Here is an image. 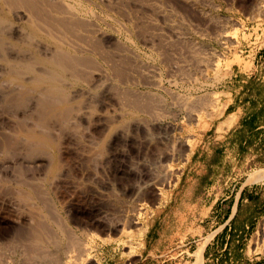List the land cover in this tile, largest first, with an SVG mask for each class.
Here are the masks:
<instances>
[{
	"label": "rangeland",
	"instance_id": "rangeland-1",
	"mask_svg": "<svg viewBox=\"0 0 264 264\" xmlns=\"http://www.w3.org/2000/svg\"><path fill=\"white\" fill-rule=\"evenodd\" d=\"M80 1L101 17L111 61L83 70L68 129L51 126L58 175L49 177V158L28 154L20 139L33 125L30 106H7L0 91V264H59L66 251L88 264H216L220 255L221 264H264V139L226 135L237 108L255 113L247 128L264 125V0H108L106 15L104 5ZM0 14L14 27L12 12ZM17 45L11 57L25 54ZM16 178L37 190L26 202ZM241 193L222 251L227 205ZM39 221L57 230L50 254L40 253L54 262L22 242ZM135 249L138 257L128 256Z\"/></svg>",
	"mask_w": 264,
	"mask_h": 264
},
{
	"label": "bare ground",
	"instance_id": "bare-ground-1",
	"mask_svg": "<svg viewBox=\"0 0 264 264\" xmlns=\"http://www.w3.org/2000/svg\"><path fill=\"white\" fill-rule=\"evenodd\" d=\"M88 1L91 3L98 2L101 5H104V8H101L98 6L100 13L103 15H106L107 12L109 11L107 6H109L110 4L107 5L108 3H106V2H108V0H88ZM83 5H82V2L80 0H0L1 9H4L9 13L12 12L13 17L16 20V23L14 22L15 23L14 27L7 28L8 26H6L7 29H5L4 26H5L6 22L9 23V21H7L5 15L0 14V62L2 63V66H4V67H2V69H0V73H1L0 76H2L3 81H6L10 85H12V87H10V85L8 83L4 82V84H7V85L5 87L3 86L4 88H0V91L2 89L4 92L7 93V94L6 93H2V94L3 95L6 94V96L8 95L7 98H5L6 103L8 104V105L6 104L7 106L12 107L11 105H16L18 108L25 109V110L27 108H29V106H30L29 111H28L29 114H28L27 118H28L29 122L30 121L32 122L33 125L31 127H27V128L23 127L22 130H20L21 132H19L20 139H23L25 149H26L25 150L23 148L22 150L23 151L25 150L28 154H32V155L41 154L42 156H45V159L49 158L50 170H49V172L47 170L49 177L50 176L54 177V175H56V172H57V163H56L55 157L51 156V150L53 149V147L55 145V142H53L54 139H52L53 134L52 135L50 134V132H51L50 129L53 130V128H51V126H53V124H56L58 127L59 125H63V124L65 125V124L69 123L67 121L69 120L71 113L73 114V112L78 109V108L74 109V111L72 112V106H71V102H70V99H72V97L69 98V95H70L71 90L74 91V89L79 86V81H80L81 77L83 76V70L89 69V68L93 69V66L95 64V60L97 58H101L102 61H104L105 57H107L108 61L111 59V55L110 56H109V54L107 55L105 49H102V44L106 42V39H105V34L102 33L101 30L97 27L98 26L97 23L99 21H102L101 17L98 14H96L94 11L87 10V9L83 8L82 7ZM116 12H117V10H116ZM19 24L22 25L21 28L17 27ZM5 30L6 31L13 30V32H10L9 35H7V33L1 34V32H4ZM12 39H14L13 41H16V42H12L11 41ZM18 43L20 44V46L23 49H21L20 52L17 51V53L15 51V53L20 55L23 52L25 54H22L18 58L11 57V55H9V53L12 50H14L15 47L18 46L17 45ZM162 43L164 44V42H162ZM40 44L43 46H41ZM10 48H12V49H10ZM18 49H20V48H18ZM33 49H34V52H32ZM15 50H17V49H15ZM103 50H104L105 55L100 56V53L101 52L103 53ZM27 53H31V54H27ZM112 55H114V54H112ZM123 60L125 61V59H123ZM119 61L121 62V58ZM109 64H111V63H109ZM112 64H113V62H112ZM113 66L114 65H112V67ZM117 67H115V70L119 71V68L121 67V65H119ZM98 71H99V69H98ZM119 72H118V74H119ZM121 73L123 74V72H121ZM101 74H102V72H101ZM84 76L85 77H83V78L87 77L86 74ZM99 77H100V75H99ZM83 78H82V81L84 80ZM86 80H88V79L86 78ZM1 83L3 84V82H1ZM2 84H1V87H2ZM11 88H12V90H11ZM120 88H121V86H120ZM78 89H79V87H78ZM10 90L12 93H10ZM86 90L87 89H85V92H86ZM76 92L77 91L75 90L74 93H76ZM85 92H83V94H86ZM87 94L89 95V93H87ZM1 97H2V95H1ZM120 98L124 99V97H122V96ZM82 105H84V104L82 103ZM82 105H81V107H82ZM77 107H79V106H77ZM133 107H136V106H133ZM12 109H14V108H12ZM80 109H82V108H80ZM156 110H158V109H156ZM78 111H80V113H81V110H78ZM12 112H14V111L12 110ZM76 113H78V112H75V114ZM26 114H27V112H26ZM26 114H24V115H26ZM132 115H134V114L132 113ZM72 117L70 118L71 120H73ZM28 120H27V122H28ZM19 122H21V121H19ZM64 125H63V127H64ZM18 127H19V125H18ZM20 127H22V126H20ZM60 127H62V126H60ZM122 127H121V129H123ZM65 128H67V127H64V129ZM105 130H106V128H105ZM59 135H61V134H59ZM3 138H5V137H3ZM19 144H20V142H19ZM8 146H9V144H8ZM183 146L186 147V144H183ZM12 149H14V148H12ZM17 150H19V149H17ZM22 150L20 152H22ZM25 151L23 152V154L25 153ZM15 152H16V150H15ZM6 154H8V152ZM10 155H11V153H10ZM13 155L15 157L17 154L16 155L13 154ZM20 156L22 157V155H20ZM60 167H62V166L59 165V169H60ZM57 175H58V172H57ZM17 176H18V174H17ZM56 178H57V176H56ZM18 179H19V177H18ZM18 179H17V181H18ZM20 179H22V177H20ZM53 179L54 178H52L51 180H53ZM18 182H17V184H18ZM24 182H26V180ZM24 182H23V184H21L19 182L20 191L22 190V192H23L21 195L22 197H20L22 199H23V197H25V198L30 197V192H31V194H33L32 191L35 190L33 188V184L29 185L27 182H26L27 184H24ZM50 182L48 183L49 185H50ZM35 186L36 185H34V187ZM39 186H41V185H39ZM38 187L37 188L35 187V188L38 189ZM41 188H42V186L39 187L38 192H40L42 190ZM35 191H37V190H35ZM42 191L44 192V190H42ZM38 192H36V194ZM46 192H44V193H46ZM36 194L33 196H37ZM39 194L36 198L39 197ZM40 195H41L40 196L41 198H44V196H45V195L42 196V193ZM40 197L38 199H35V200L39 201ZM17 200H20V199H17ZM48 200H49V198H48ZM22 201L26 202L27 200L23 199ZM41 201H43V200H41ZM44 201L45 202H41V204L45 203L44 206H46V204L49 205L47 203V200H44ZM27 204L30 205L31 203L30 204L27 203ZM51 207H52V205H51ZM45 208H47V206ZM48 209H50V208L48 207ZM48 211L49 210H47V213H49V214H47V216L50 217V212H48ZM50 219H47V221ZM53 219L54 218H52V220ZM42 220H43V217H42ZM45 221H43L42 223L39 221V224H37L36 227L31 229V230L29 229L30 230L29 232L27 231L28 230L27 229L26 231H27V233H29V235L27 234L26 236H24L27 239L26 238L23 239L22 242L25 240L26 241L28 240L27 244L25 245V246H27L29 243V245H28L29 247H27V248H31V251L33 249H35V252H37L39 250L40 252L39 253L37 252L38 255H40V257L42 255L43 258H45V256H46V259H48V257L50 256L49 255L50 253L48 252V250L53 245V237H52V240L49 238H51V235L55 234V232H57V230L55 232L53 229L51 230L50 227L47 226L46 223H44ZM61 226H63V225H61ZM61 226L58 227V231L60 234L63 235V237L66 241L67 240V238H66L67 234H66L65 229L62 228ZM115 227H117V226H115ZM52 231L54 232L53 234L51 233ZM55 235H53V236H55ZM20 236L22 239V235H20ZM20 236H19V238H20ZM17 238H18V236H17ZM56 238H57V236H56ZM16 241H14V242H16ZM62 241H63V238H62ZM17 242H16V244H17ZM19 242L17 245L19 246V244H22L20 246H22L24 248L25 242H24V244L22 242L21 243H19ZM125 242H127V241H125ZM71 243H72V241H71ZM55 244L59 245V243L57 241H56V243H54V245ZM124 244H126V243H124ZM17 245L16 246L14 245V246L18 247ZM68 246H70V245H68ZM81 247H83V246H81ZM70 248H71V246H70ZM127 248H129V247L127 246ZM19 249H22V248L19 247ZM53 249H54V247H53ZM78 249H80V248H77V250ZM23 250H26V249H23ZM64 250H66V248ZM83 250H84V248H83ZM43 251H45L46 253H49V254H46L45 252H44L45 255L40 254L41 252L43 253ZM73 251H75V249ZM23 252H25V251H23ZM84 252H83V254H84ZM30 253H32V252H30ZM33 253H34V250H33ZM33 253H32V255H34ZM72 253L73 252L66 251L62 256H60V254L58 253L59 256H56V257H58L59 259H57V258L56 259L59 261V264H62V263L64 264L67 262H70V264H88V261H90L88 258L89 256H87V258H86L82 255V253H81V255L77 254L76 256H74ZM55 254L52 253V256H55ZM128 256L138 257V250L135 249L134 251H130L128 253ZM49 258H50L49 260H51V261L55 260V259H53V257H52V259H53L52 260L51 256ZM92 259H93V257H92ZM30 262H31V260H30ZM43 264H44V262H43Z\"/></svg>",
	"mask_w": 264,
	"mask_h": 264
},
{
	"label": "crops",
	"instance_id": "crops-1",
	"mask_svg": "<svg viewBox=\"0 0 264 264\" xmlns=\"http://www.w3.org/2000/svg\"><path fill=\"white\" fill-rule=\"evenodd\" d=\"M262 80H264V77L262 78ZM247 106L249 105L247 104ZM249 113L250 114H248V116H246V114L242 115L241 110L239 108H237L236 110L232 112L231 115H233V119L229 123L227 130H226L227 131L226 135L228 139H254L255 137H258L257 139H264V125L263 126L253 125L254 128L252 129L247 128V125L251 124L252 116H254L252 115L251 112ZM222 202H225V201L221 200L219 203L221 204ZM238 202H239V199L236 196H234L227 205L226 220L221 227L225 229V226H227V228L225 229V233H224L225 244L223 245L222 251H226V248L228 246L229 238L231 235V227L228 223L235 216L236 207L238 206ZM218 238L219 236L217 235L216 241L218 240ZM220 258H221V255L219 257L214 258L213 262H215L216 264H221V262L219 263Z\"/></svg>",
	"mask_w": 264,
	"mask_h": 264
},
{
	"label": "trees",
	"instance_id": "trees-1",
	"mask_svg": "<svg viewBox=\"0 0 264 264\" xmlns=\"http://www.w3.org/2000/svg\"><path fill=\"white\" fill-rule=\"evenodd\" d=\"M250 84H251V85L255 84V83H254V80H253L252 82H250ZM253 115H254V116H252L251 124H252V121H254V120L256 119V115H255V113H254ZM253 128H254V127H253ZM241 200H242V193H241V195H240L239 202H241ZM239 202H238V204H239ZM225 229H226V228H225Z\"/></svg>",
	"mask_w": 264,
	"mask_h": 264
}]
</instances>
